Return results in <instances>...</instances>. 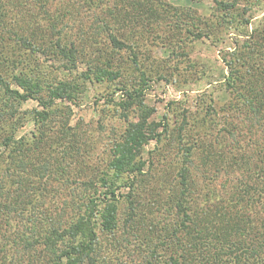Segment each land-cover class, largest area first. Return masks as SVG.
Returning a JSON list of instances; mask_svg holds the SVG:
<instances>
[{
    "label": "rangeland",
    "instance_id": "rangeland-1",
    "mask_svg": "<svg viewBox=\"0 0 264 264\" xmlns=\"http://www.w3.org/2000/svg\"><path fill=\"white\" fill-rule=\"evenodd\" d=\"M4 2L0 264H65L75 241L65 229L87 207L99 264H142L173 212L168 198L186 152L193 229L233 239L240 222L243 236L256 235L264 213L243 212L236 188L243 169L264 167V137L247 112L240 61L252 52L246 61L264 78V0ZM111 31L121 48L110 44ZM233 67L242 77L232 87ZM132 173H143L133 192ZM131 195L144 213L134 224Z\"/></svg>",
    "mask_w": 264,
    "mask_h": 264
},
{
    "label": "trees",
    "instance_id": "trees-1",
    "mask_svg": "<svg viewBox=\"0 0 264 264\" xmlns=\"http://www.w3.org/2000/svg\"><path fill=\"white\" fill-rule=\"evenodd\" d=\"M36 3H40V6H44L42 0H34ZM8 12L5 13V2L0 0V25L6 22ZM15 20L22 18L19 14L13 15ZM33 17V15H31ZM104 23L107 24L105 20ZM18 41L23 45H29L32 50L35 47L31 39L26 37H19ZM109 42L113 47L121 48L124 43L121 41L112 31L109 33ZM250 47V45H248ZM58 50L62 55H65L66 48L58 41ZM252 57V52L243 58L234 57L231 61L227 62L234 65L237 61L242 62L243 75L249 77L248 93L244 96V101L247 102V112L254 119V125L258 128V132L261 131L260 136L264 137V78L255 75V71L263 74L259 70L256 64L250 61H246L247 58ZM234 68V67H233ZM233 72V79L227 78V85L237 86L238 81H241L239 75V69L237 67ZM237 95L239 94L238 89L235 90ZM17 96L21 99L27 98L26 95L16 92ZM241 112V110L239 111ZM144 133H142L143 135ZM255 136V134H254ZM128 137V135H127ZM156 142L159 141V133L155 134ZM264 139V138H263ZM259 138L257 139V141ZM262 140V139H261ZM5 144V143H4ZM133 145H136L133 143ZM6 146V145H5ZM189 155L187 152L183 154V167L180 173H177V184L178 191L172 200L168 198V201L173 203L172 209H168L167 213L170 214L167 220H163L160 225L158 237L152 239V245L148 248V253L142 255V264H264V218L258 217L256 227V235L246 238L241 234V227L244 224L237 222L238 237L230 239L229 236L223 234L209 235L202 237L199 236L200 232L194 227L195 224V205L192 203V198L188 197V194H193L191 187V173H187L188 170ZM264 167L259 168H245L242 172L238 173V180L240 186L236 188L237 198H243L245 201L241 206L243 212L251 211L254 212V216H259L261 211L264 213ZM143 173H132L131 182L127 187L134 190V187L138 184L137 176ZM128 183V181H125ZM109 194L115 197V187L110 189ZM128 200L129 210L127 212V221L131 224L144 219V213L139 207L140 204L136 203V199L133 195ZM231 198V197H230ZM115 200V199H114ZM171 204V203H170ZM139 207H138V206ZM88 208V207H87ZM85 208L84 211L78 213V221L72 224L71 229H65L67 235L65 237L74 238V244L66 247L62 255V260L65 264H99L97 256H93V247L97 243V236L93 227L94 223L89 222L91 213V207ZM250 208V209H249ZM254 209V210H253ZM212 211V210H211ZM206 212L214 216L217 211ZM224 211V210H223ZM172 212V213H171ZM195 212V213H194ZM225 212V211H224ZM173 215V216H172ZM223 215V214H222ZM75 216L77 214L75 213ZM104 216V215H102ZM174 216L176 219H174ZM224 216V215H223ZM173 217V218H172ZM180 217V220H179ZM85 221L83 222L82 220ZM207 220L210 221L209 218ZM125 222V221H124ZM199 233V234H198ZM96 237V238H95ZM33 242V241H32ZM47 245L48 241L44 237L41 241ZM143 244L149 241L142 240ZM151 243V242H150ZM55 264V263H54Z\"/></svg>",
    "mask_w": 264,
    "mask_h": 264
}]
</instances>
